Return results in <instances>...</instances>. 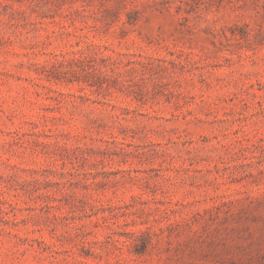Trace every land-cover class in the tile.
<instances>
[{"label":"rangeland","instance_id":"obj_1","mask_svg":"<svg viewBox=\"0 0 264 264\" xmlns=\"http://www.w3.org/2000/svg\"><path fill=\"white\" fill-rule=\"evenodd\" d=\"M0 264H264V0H0Z\"/></svg>","mask_w":264,"mask_h":264}]
</instances>
